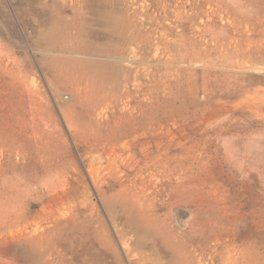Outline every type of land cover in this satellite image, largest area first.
Returning <instances> with one entry per match:
<instances>
[{"label":"rangeland","instance_id":"1","mask_svg":"<svg viewBox=\"0 0 264 264\" xmlns=\"http://www.w3.org/2000/svg\"><path fill=\"white\" fill-rule=\"evenodd\" d=\"M89 3L0 0V264H264V0Z\"/></svg>","mask_w":264,"mask_h":264},{"label":"bare ground","instance_id":"2","mask_svg":"<svg viewBox=\"0 0 264 264\" xmlns=\"http://www.w3.org/2000/svg\"><path fill=\"white\" fill-rule=\"evenodd\" d=\"M110 1H112V0H90V3H89V5H88V7L90 8L89 10H88V13H90V11H91V13L92 14H94L96 17H97V20L100 22V20L101 21H103L104 19H107L106 21H107V23L108 24H110L111 26H112V32H111V37L114 39V37H117L118 35H120V34H118L119 32H120V18H117L116 16H115V14H112V10H110V8L112 7H110ZM112 4V3H111ZM112 5H114V4H112ZM114 7V6H113ZM116 8V7H115ZM114 8V9H115ZM51 13V12H50ZM81 14H82V16L83 17H85L86 16V11L85 12H81ZM54 16V15H53ZM92 17H93V15H92ZM87 19H88V16H87ZM50 23V28H51V30H49V32H48V41H50L49 42V45H48V54H49V56H48V63H49V66H50V71L54 74L55 72H57L58 71V63H59V59L57 58V56L55 55V53H56V49H55V45L54 44H52V40H54V38L56 37V33H57V24H56V22L53 20V21H50L49 22ZM80 23H82L81 24V28L82 29H84L85 30V27H86V29H87V25L85 24V22L84 21H82V22H80ZM89 32V31H88ZM123 36V35H122ZM69 37H70V35H69ZM62 46V45H61ZM60 46V47H61ZM79 50V49H78ZM89 54H91V55H95L97 58H98V63H100L101 64V58L103 57V58H106L107 59V63L106 62H104V63H106V64H108L109 66H113L114 64H115V62H113V60H118V52H117V50L114 48V47H112V46H109V47H106V46H104V45H102V44H98V45H96V46H92V48H89ZM65 61V60H64ZM59 76H60V74H58ZM54 86H56V85H54ZM129 162V163H128ZM135 163H136V165L137 166H135ZM141 163H142V161H136V162H130L129 160L127 161V165L126 164H123V165H126L128 168H132V170L133 171H136V170H138V169H142V168H144V167H146V168H152V167H154V169H157L158 167H159V162H157V161H153V164H149V163H146V164H143L142 166H141ZM153 175V174H152ZM120 183H122L121 185H123V183H124V181H120ZM125 192H126V190H124ZM120 193V192H119ZM122 193V192H121ZM118 194V193H117ZM123 194V193H122ZM127 194V193H126ZM115 195V194H114ZM124 195V194H123ZM123 195H121L120 194V196H123ZM130 195V194H129ZM129 195L127 196V198H128V200L130 199V197H129ZM132 196H133V194H131ZM125 197H126V195H124ZM118 197V196H117ZM117 197H115L116 199H117ZM113 198H114V196H113ZM112 198V199H113ZM121 199H122V197H121ZM113 200H115V199H113ZM123 200L125 201V199L123 198ZM128 200H127V203H128V205H126V207L127 206H130L129 205V202H128ZM117 201V200H116ZM123 202V201H122ZM121 201H120V203H122ZM115 203V202H114ZM117 203V202H116ZM123 204V203H122ZM108 205H109V203H108ZM133 205V204H132ZM114 207H115V204L113 205ZM116 206H118V209L120 208V207H124V206H120L119 205V203H117V205ZM120 206V207H119ZM109 207H111V204H110V206ZM113 208V207H112ZM125 208V207H124ZM132 208V207H131ZM111 209V208H110ZM117 209V208H116ZM115 209V210H116ZM117 209V210H118ZM133 209H134V207H133ZM112 210H114V209H112ZM112 210H110V212L112 211ZM115 210H114V212H115ZM126 210V209H125ZM128 211L130 210V209H127ZM126 210V211H127ZM132 210V209H131ZM130 210V211H131ZM120 211V210H119ZM133 211V210H132ZM114 212H112V213H114ZM117 212V211H116ZM115 212V213H116ZM122 212V211H121ZM120 212V213H121ZM111 213V214H112ZM114 213V214H115ZM124 213V212H123ZM122 213V214H123ZM128 213V212H127ZM117 214V213H116ZM124 215L125 216H127V215H129V214H125L124 213ZM113 216V215H112ZM115 216H117V215H115ZM119 216H120V214H119ZM125 216H124V218H125ZM118 217V216H117ZM130 217V216H129ZM134 217V216H133ZM138 217V216H137ZM136 217V218H137ZM131 218V217H130ZM136 218H133L134 220H136ZM139 218H141V217H139ZM126 219H127V217H126ZM140 220V219H139ZM138 221V220H137ZM142 221H143V219H142ZM148 221V220H147ZM128 222H129V220H128ZM132 222V221H131ZM143 222H145V221H143ZM136 223V222H135ZM134 223V224H135ZM125 224H127V223H125ZM133 224V223H132ZM138 223H136L135 224V226L137 225ZM144 224H147V223H144ZM131 225V224H130ZM143 225V224H142ZM142 225H139L138 227H139V229L140 230H142L141 229V227H143ZM126 226V225H125ZM128 226H129V224H128ZM144 226H146V228H148V224L147 225H144ZM127 227V226H126ZM130 227V226H129ZM136 229V228H135ZM135 231V230H134ZM143 231H144V229H143ZM148 231H151L150 229H148ZM153 231V230H152ZM152 231H151V233H152ZM154 231H156V230H154ZM146 233H148L147 231H145ZM140 233V232H139ZM156 233H157V231H156ZM135 234V233H134ZM150 234V233H149ZM155 234V233H154ZM145 235H147V234H145ZM152 237H153V235H151ZM151 237V238H152ZM145 238V237H144ZM143 238V239H144ZM154 238V237H153ZM152 238V239H153ZM136 239V238H135ZM155 239H156V237H155ZM137 240H135V242H136ZM139 242H140V240H139ZM139 242L137 243V244H139ZM152 242V241H151ZM145 243H147V242H145ZM155 243H156V240H155ZM151 244V243H150ZM153 244V243H152ZM153 245H155V244H153ZM130 246V245H129ZM145 245L143 244V247L142 248H144L143 249V251L145 250V247H144ZM129 248V247H128ZM141 248V246L139 247V249H142ZM148 248H150V247H148ZM153 248H155L154 246H153ZM156 250V249H155ZM157 251V250H156ZM146 252V251H145ZM159 252V251H158ZM141 253H142V251H141ZM145 254V253H144ZM153 254V253H152ZM144 256V255H143ZM138 257V256H137ZM136 257V258H137ZM149 259V258H148ZM147 259V260H148ZM137 260V259H136ZM138 261V260H137ZM154 261H155V259H154ZM177 261V260H176ZM172 263V262H171ZM174 263V262H173ZM161 264V263H160Z\"/></svg>","mask_w":264,"mask_h":264}]
</instances>
